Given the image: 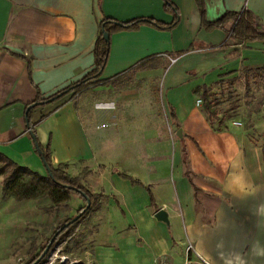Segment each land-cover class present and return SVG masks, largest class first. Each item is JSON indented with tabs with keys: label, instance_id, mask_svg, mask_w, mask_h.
<instances>
[{
	"label": "crops",
	"instance_id": "0c3cea01",
	"mask_svg": "<svg viewBox=\"0 0 264 264\" xmlns=\"http://www.w3.org/2000/svg\"><path fill=\"white\" fill-rule=\"evenodd\" d=\"M169 1L173 28L141 24L109 36L107 83L31 110L52 164L67 165L70 177L88 172L81 185L101 196L70 255L78 264H181L191 243L211 264H264V160L251 163L236 129H218L196 105L205 89L215 94L264 67V41L235 45L202 21L245 9L264 30V0H201L203 17L195 0ZM104 19L175 18L163 0H0V153L12 162L45 175L26 107L94 68ZM133 79L155 81L143 103L106 100Z\"/></svg>",
	"mask_w": 264,
	"mask_h": 264
},
{
	"label": "rangeland",
	"instance_id": "374dc122",
	"mask_svg": "<svg viewBox=\"0 0 264 264\" xmlns=\"http://www.w3.org/2000/svg\"><path fill=\"white\" fill-rule=\"evenodd\" d=\"M154 84V80L133 79L130 80L123 93H106V100L116 102V100L123 99L129 104L143 103L142 99L147 98L145 97L146 86L155 88ZM78 97L79 94H75L74 98ZM152 98L156 103V96ZM212 99L219 119L236 129L241 136L244 149L249 154H255L251 163L255 164L261 159L264 160V76L260 77L258 73L250 72L242 74L237 80L224 81L216 89ZM156 114L158 118L163 116L160 109ZM235 123L238 125H234ZM214 124L218 123L214 122ZM1 182L0 177V264H29V251L32 243H36V254H38L44 246H47L57 225L73 217L77 210L83 207V202L77 196H73L66 205L58 209L52 208L47 198L38 201H23L18 204L19 202L13 199H3ZM81 227L82 223L77 228ZM76 229L70 237L65 238L52 249L50 247L40 264L47 261L56 246H60L59 255L68 257V262H75L77 257L74 254L70 255V252L71 248L75 247V241L80 240L77 234L81 232ZM76 248H79L78 244Z\"/></svg>",
	"mask_w": 264,
	"mask_h": 264
},
{
	"label": "trees",
	"instance_id": "16d2710c",
	"mask_svg": "<svg viewBox=\"0 0 264 264\" xmlns=\"http://www.w3.org/2000/svg\"><path fill=\"white\" fill-rule=\"evenodd\" d=\"M163 1L165 9L174 13L175 19L170 25H163L151 19H135L125 23H120L110 19L102 20L98 26V36L93 50L94 68L79 82L68 86L64 90L56 93L48 99H37L34 103L26 107V122L33 136L36 153L41 158L42 162H44L50 169V175L46 172V170L45 175H41L37 172L31 171L26 167L19 166L0 153V177L2 178L1 187L3 199H13L15 202H23L38 201L47 198L50 201V206L54 209H58L66 205V203L70 201L72 195H76L81 200H83L84 206L79 208L75 215L81 213L86 206V201L81 194L86 195V197L90 200V207L81 215V217L77 221L69 225L58 235L57 239L51 246V249L56 244L61 243L65 238L71 236L72 232L96 205L98 199L101 198V196L90 193L84 186L81 185L80 180L83 177L87 176L89 174L88 172H84L78 177H70L66 172L67 165L59 164L57 166H54L52 164L50 146L47 145V147L45 148L42 147L35 138L32 125L29 122L31 110L35 107L53 102L67 94H81L89 89L95 88L100 84L107 83L100 80V76L108 59L110 46L109 39L108 41L104 40L103 33H107L108 36H110L116 31L136 29L141 24L153 25L156 28L163 30L173 28L178 20L176 9L169 0ZM195 1L198 5L200 14L203 17L202 1ZM202 24L206 30H211L214 28L222 29L226 33L227 39L229 41H232L235 45H244L245 43L258 40L264 41V30L255 23L253 15L245 9L238 13H225L222 17L212 23H208L203 20ZM146 61L147 60H144L142 63H145ZM142 63H140L139 66H141ZM250 72H256L260 77H262L264 76V67L246 71V73ZM198 92L199 91H197L196 93ZM212 97L213 94L210 93L207 89H205L201 93L200 98L202 101L203 111L207 114L211 124L217 122L218 129H224L226 128L225 124L219 119L215 111V103ZM43 119L44 118H42V120ZM131 182L133 184L138 183L135 180H131ZM73 217L67 218L60 222L55 228V232L63 225L68 223ZM44 247L38 254H36L37 245L36 243H32L29 251V264H33L38 259ZM42 261L43 260H41V262Z\"/></svg>",
	"mask_w": 264,
	"mask_h": 264
},
{
	"label": "built area",
	"instance_id": "2783aa9c",
	"mask_svg": "<svg viewBox=\"0 0 264 264\" xmlns=\"http://www.w3.org/2000/svg\"><path fill=\"white\" fill-rule=\"evenodd\" d=\"M201 104V100L196 101V105L199 106ZM234 125H238L235 123ZM61 252L60 246H56L54 250L51 252L50 256L48 257L47 261L43 264H67L68 257L59 255ZM71 264V262H68ZM166 264V263H163ZM182 264H211L206 259L201 257L194 249V246L191 243H187L184 249V259Z\"/></svg>",
	"mask_w": 264,
	"mask_h": 264
},
{
	"label": "water",
	"instance_id": "95a60500",
	"mask_svg": "<svg viewBox=\"0 0 264 264\" xmlns=\"http://www.w3.org/2000/svg\"><path fill=\"white\" fill-rule=\"evenodd\" d=\"M103 38L105 41H108L109 36L107 33H103ZM177 135H181V132L178 131ZM42 161V160H41ZM46 172L50 175V169L48 168V166L42 162ZM82 197L85 199L86 201V206L83 209V211L81 213H79L78 215H76L73 219H71L68 223H66L65 225H63L60 229H58L54 235L51 237V239L49 240L47 246L44 248L43 252L40 254V256L38 257V259L33 263V264H39L40 261L45 257V255L48 253L50 247L52 246V244L54 243V241L56 240V238L58 237V235L65 229L67 228L69 225H71L72 223H74L75 221H77L81 215L90 207L91 202L90 200L86 197V195L81 194ZM154 217L156 218V220L160 221V222H164V223H168V218H167V213L163 210H159L155 213ZM71 264H78L76 262H72Z\"/></svg>",
	"mask_w": 264,
	"mask_h": 264
}]
</instances>
